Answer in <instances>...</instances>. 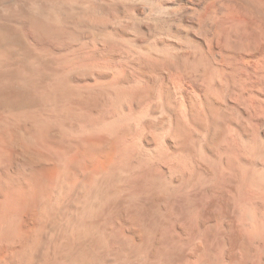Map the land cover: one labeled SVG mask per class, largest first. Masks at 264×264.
<instances>
[{"label":"clouds","instance_id":"obj_1","mask_svg":"<svg viewBox=\"0 0 264 264\" xmlns=\"http://www.w3.org/2000/svg\"><path fill=\"white\" fill-rule=\"evenodd\" d=\"M26 34L60 55L27 58ZM20 60L18 77L29 67L59 82L46 102L59 104L80 146L105 163L80 180L63 169L50 180L18 153L9 157L20 142L5 129L0 152L12 179L0 178V264H187L198 221L216 214L231 224L225 213L236 202L257 214L242 227L264 255V100L255 95L264 94V0H0L4 91ZM165 138L166 157L145 147ZM69 203L88 227L57 216Z\"/></svg>","mask_w":264,"mask_h":264},{"label":"bare ground","instance_id":"obj_2","mask_svg":"<svg viewBox=\"0 0 264 264\" xmlns=\"http://www.w3.org/2000/svg\"><path fill=\"white\" fill-rule=\"evenodd\" d=\"M181 2L185 5L191 4V0H181ZM196 6L199 7V5ZM183 22L186 25L189 23L187 18H184ZM20 45L22 49L29 50L27 58L35 59L37 62L42 57L60 55L59 49L47 40L36 39L31 34H26L20 40ZM245 59L249 58L245 57ZM23 64L24 61L20 60L9 65L11 69L9 76L15 83L7 91L3 89L4 73L0 66V136H3L4 130L7 129L10 141L19 140L20 142L18 147L8 150L9 157L18 153L19 156L33 162L39 169V174L50 180L62 169L71 173L68 177L71 182L80 180L83 172L94 171L102 167L105 163L103 157L80 146L78 127L74 122L69 123L67 119L62 118L59 104L46 102L48 91L58 88L59 82L48 77H41L37 70L29 67L24 68V71L29 73L28 76L18 77L17 65ZM21 81L29 86L23 87ZM84 82L83 79L72 81V83ZM87 82L92 83L93 81L89 78ZM186 87L196 89V86L190 82ZM255 95L264 100V94L255 93ZM5 96H7V101L4 99ZM229 104L233 105L238 116L248 115L233 101H229ZM256 122L261 123L260 120ZM232 127L245 140L249 138L242 123L238 124L233 121ZM259 136L264 138V131H260ZM145 147L158 152L161 157H166L173 151L171 142L167 138L151 140V143H145ZM3 158L4 152H0V178L12 179L4 171ZM8 163H11L10 159ZM161 171L166 173L168 170L161 168ZM29 179L35 186L36 180ZM229 208L230 212L225 215L231 224L227 221L221 223V218L216 214H206L198 221L199 232L202 236H196L195 246L183 254L182 259L187 264H264V255L248 246L242 227L245 223L250 226L255 225L257 214L241 202L230 204ZM73 211L74 205L69 203L57 210V216L75 228L88 227L86 223L79 221L73 215ZM113 223L116 228H122L125 234H129V223L126 220L118 218V221L114 220ZM172 227L180 237L185 239L186 243L191 241L189 232L179 223H173Z\"/></svg>","mask_w":264,"mask_h":264}]
</instances>
